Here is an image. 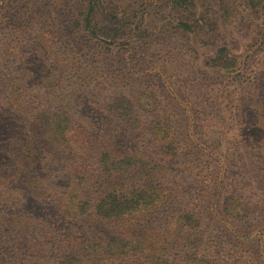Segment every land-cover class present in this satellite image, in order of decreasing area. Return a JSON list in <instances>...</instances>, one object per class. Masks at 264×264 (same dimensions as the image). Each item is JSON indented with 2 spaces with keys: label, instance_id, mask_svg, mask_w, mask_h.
<instances>
[{
  "label": "rangeland",
  "instance_id": "rangeland-1",
  "mask_svg": "<svg viewBox=\"0 0 264 264\" xmlns=\"http://www.w3.org/2000/svg\"><path fill=\"white\" fill-rule=\"evenodd\" d=\"M107 1L108 17L130 29L128 43L88 36V0H0V245L34 231L48 250L63 237L64 207L79 205L74 197L90 189L79 184L96 169L94 154H79V129L96 146L108 133L146 150L145 134L124 132L100 111L125 99L145 125L158 118L169 129L179 164L168 212L199 220L189 235L205 258L264 264V0H180L188 10L177 0ZM198 19L199 33L181 26ZM221 49L234 64L212 66ZM51 114L75 128L54 119L39 129L37 119ZM228 197L241 209L235 219L223 211ZM54 247L46 264L63 255Z\"/></svg>",
  "mask_w": 264,
  "mask_h": 264
},
{
  "label": "trees",
  "instance_id": "trees-1",
  "mask_svg": "<svg viewBox=\"0 0 264 264\" xmlns=\"http://www.w3.org/2000/svg\"><path fill=\"white\" fill-rule=\"evenodd\" d=\"M175 5L184 10L190 6L193 8L189 1L182 3L177 0ZM113 6L107 0H88L85 31L90 38L102 39L106 45L124 39L128 43V26L115 23L108 17ZM189 22L192 29L186 24L181 26L191 32L196 30L199 33L205 27L204 19ZM217 54L213 67L223 68L235 63L227 56L226 49L219 50ZM132 106L130 101L118 99L100 106V111L124 132L141 131L145 134L146 150L116 145L112 142L116 140L108 133L100 134L97 139L100 145L96 146L85 131L79 129L77 133L79 154H94L92 160L96 169L92 170L95 173L85 177L91 182L79 184V188L90 187L84 192L82 188L79 197H74L79 205L71 207V210L64 207L62 217L65 216L66 220L61 234H65L59 236L60 241L54 242V245L62 246L59 251L63 255L57 257L58 264H132L135 259L151 264H172L169 258L173 253L175 264H220L216 261L218 259L205 258L199 237L189 235V232L199 229V220L185 209L170 212L176 215L168 212L176 202L177 192V185L170 176L175 165L179 164L178 151L169 129L158 118H152L145 125L133 113ZM47 116L37 119L39 129H43L44 123L51 126L54 119L75 128L63 114ZM54 147L60 153L59 144ZM112 152L118 155L114 157ZM256 152L250 149L249 154L256 158L253 154ZM39 153L51 152L44 149ZM225 201L228 202L223 206L226 216L235 219L237 214H241L240 206L232 204L233 199L228 197ZM30 232H24L28 236L7 234L0 245V264H46L45 257L56 256L54 245L44 249L51 243L49 239L44 243L36 238L37 233Z\"/></svg>",
  "mask_w": 264,
  "mask_h": 264
}]
</instances>
